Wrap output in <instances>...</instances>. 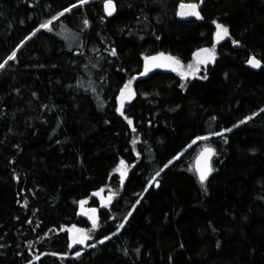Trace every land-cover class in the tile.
I'll list each match as a JSON object with an SVG mask.
<instances>
[{
	"label": "trees",
	"instance_id": "obj_1",
	"mask_svg": "<svg viewBox=\"0 0 264 264\" xmlns=\"http://www.w3.org/2000/svg\"><path fill=\"white\" fill-rule=\"evenodd\" d=\"M104 2L0 0V264H264V0ZM193 4L199 22L180 14ZM205 48L197 77L153 63L133 79ZM107 187L91 229L78 203ZM69 226L91 229L87 249Z\"/></svg>",
	"mask_w": 264,
	"mask_h": 264
},
{
	"label": "rangeland",
	"instance_id": "obj_2",
	"mask_svg": "<svg viewBox=\"0 0 264 264\" xmlns=\"http://www.w3.org/2000/svg\"><path fill=\"white\" fill-rule=\"evenodd\" d=\"M196 5L197 4H193ZM191 11V9L189 10V12ZM217 24H215V33H214V41L215 42H222L223 40H225L227 38V36H225L223 39H218L217 37ZM208 51H200L195 55V59L192 62L189 63H185L182 64L179 62V64H175L173 60H168L165 59V56H156L158 59L155 60L154 66L155 65H160L159 67L163 68V69H170L173 70L176 74H178L181 78L183 79H191L194 77H197L200 70H201V64L200 62L203 61L205 64H207L209 61L212 62L214 59V51L212 48H205ZM204 49V50H205ZM191 65V68L189 67ZM157 67V66H155ZM128 95L127 91H126V96ZM207 146H202L198 152L205 148ZM197 152V153H198ZM121 161L118 162L117 166L114 169V174L117 176V179L119 181L123 180L127 174V172L130 169V166L128 164H126L124 162V166L121 168ZM117 169H120V171H117ZM121 171L125 172V175L123 176V178L121 177ZM117 188H112V187H107L104 189H100L98 191H95L89 198L81 200L78 203V215L82 216L84 218H86L90 223H91V229H96V224L98 222V210L100 208H107L111 201L113 200L115 194L118 192V190H116ZM94 199L96 201V207H91L89 205V202ZM84 202L83 205L81 204V202ZM95 210L94 212L92 210ZM93 221H95V227L93 226ZM90 229V230H91ZM63 231H66L69 239H70V243L73 246H78L81 249H87L88 248V243L91 241V232L90 230H85V229H81L75 226H69V227H63L62 228ZM83 236H87L89 237L88 239H84L83 243H74L75 240L81 239Z\"/></svg>",
	"mask_w": 264,
	"mask_h": 264
},
{
	"label": "snow or ice",
	"instance_id": "obj_3",
	"mask_svg": "<svg viewBox=\"0 0 264 264\" xmlns=\"http://www.w3.org/2000/svg\"><path fill=\"white\" fill-rule=\"evenodd\" d=\"M88 0H80V4H84V3H87ZM75 7V6H74ZM182 8L184 7H188L191 9L190 12H181L180 14L181 15H196L198 16L199 14L195 11L196 9V5H188V6H184V5H181ZM105 9L107 11V14L110 16L112 15L113 11L115 10L114 9V5L112 4V0H106V3H105ZM67 11V10H66ZM61 15H63V13H61ZM55 19V18H54ZM52 22L51 21H48L47 23L45 24H42L40 27L41 28H49V25L51 24ZM85 26H87V20H85ZM218 31H217V37L218 39H223L225 36L228 35V29L225 28L224 26L220 25V24H217L216 25ZM50 30V29H49ZM202 51H205L207 52L208 50L205 49V50H202ZM115 50L112 51V55H115ZM15 58V53H13L12 55H10L8 57V60H12ZM147 59H151V60H156L158 59L157 57H152V58H147ZM165 59H168V60H173L175 64H179V61L178 60H175L174 58L172 57H166ZM6 63V62H5ZM248 63L250 65H252L253 67H259L260 66V62L258 60H256L254 57L249 59ZM5 66V64H0V68H3ZM157 67H159L160 65H155ZM191 68V65L189 66ZM175 70V69H173ZM147 71H150V68L148 67L147 63L145 65V73H141V75H144L147 73ZM135 79V78H133ZM131 81H129L128 84H126L124 86V88L121 89V93H120V99H121V104H120V108L117 109V111H121V109L123 108L124 104H123V101L125 98L127 99H130L132 95H134V93L131 91ZM126 91L128 93V95L126 96ZM122 114V113H121ZM250 119V117L248 118ZM245 121H241V123H244ZM132 122L129 120V124H131ZM230 131V129H229ZM135 143V141H134ZM206 151H208L209 153L211 152L210 149H206ZM121 168L124 166V161H121ZM199 172H200V176H199V179L201 181V183H203L206 179H207V175H208V172L207 171H204V170H201V169H197ZM117 171H120V169H117ZM162 171V170H161ZM125 175V172L121 171V177L123 178V176ZM160 175V172L158 171L156 173V176H159ZM152 180H155V177H152L151 178ZM147 190V189H146ZM83 201L81 202V204L83 205ZM93 212L95 211L94 209L92 210ZM129 215H131V213H129ZM93 226L95 227V221H93ZM123 224H121L119 227L120 228H123ZM89 237L87 236H83L81 239H78V240H75L74 243H83V240L84 239H88ZM102 242V241H101ZM77 255H79V253H77Z\"/></svg>",
	"mask_w": 264,
	"mask_h": 264
},
{
	"label": "water",
	"instance_id": "obj_4",
	"mask_svg": "<svg viewBox=\"0 0 264 264\" xmlns=\"http://www.w3.org/2000/svg\"><path fill=\"white\" fill-rule=\"evenodd\" d=\"M105 3H106V0H105V2H104V11H105V14H106L107 16H109V15L107 14L106 9H105ZM112 4H113V2H112ZM113 5H114V4H113ZM198 9H199V6H196L195 11H196L197 13H198ZM113 14H114V11H113L112 15H113ZM112 15H110V16H112ZM191 18H192L193 20L197 21V22L200 21V16H199V15H198V16H196V15H192ZM194 59H195V57H194ZM146 63H147L148 67H149L150 70H151V69L153 68V63H155V61L152 60V61H150L149 63H148V62H146ZM146 63H145V65H146ZM200 64H201V66H205V65H206L203 61H201ZM145 65H144V71H143L142 73H145ZM148 72H149V71H147V73H148ZM147 73L144 74V75H141V74H140V75L136 76L134 80H139V79H141V78H144V77L147 75ZM206 149H210L211 152L209 153L208 151H206ZM213 155H214V151H213V149H212L211 147H205V148L201 149V150L196 154V156L194 157V159H193V170H194L195 175H196L197 179L199 180V182H201L200 179H199L200 172H199L197 169L199 168V169H201V170L207 171V172H208L207 179H208L209 176L211 175V172H212V159H213ZM207 179H206V180H207ZM206 180H205V181H206ZM205 181H204V182H205Z\"/></svg>",
	"mask_w": 264,
	"mask_h": 264
}]
</instances>
